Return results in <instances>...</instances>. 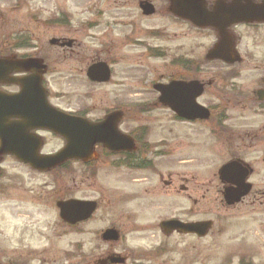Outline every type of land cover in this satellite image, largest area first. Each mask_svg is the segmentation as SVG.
<instances>
[{
  "label": "rangeland",
  "instance_id": "374dc122",
  "mask_svg": "<svg viewBox=\"0 0 264 264\" xmlns=\"http://www.w3.org/2000/svg\"><path fill=\"white\" fill-rule=\"evenodd\" d=\"M153 1L159 14L150 18L141 16L137 0H25V10L14 12L9 31L15 38L25 33L30 48L25 54L38 51L52 68L46 87L53 105L85 113L93 121L121 110L120 130L140 137L145 128L152 144L137 156L133 168L112 172L100 160L91 174L87 167L67 165L55 195L49 175L3 165L11 180L8 193H13L0 194L1 263L101 264L119 255L125 264H264V209L247 207L248 201L234 208L221 202L218 170L226 155H218L225 149L213 135L217 110L225 106L234 116L232 96L251 93L261 72L250 71L254 58L239 68L204 62L214 42L212 33L169 18L164 1ZM239 32L245 57L250 33L246 28ZM52 38L73 40L74 47L54 49L48 43ZM99 60L111 68L106 84L85 77L87 66ZM187 61L199 65L193 79L211 82L197 100L215 111L207 122L180 123L156 102L152 85L179 75ZM233 70L239 72L238 80H230L227 73ZM161 140L168 141L160 145ZM50 144L44 152L57 148L58 142ZM144 147L142 141L140 149ZM148 162L152 169L143 166ZM257 168L262 174L253 179L254 185L264 188V163ZM25 178L28 184H44L43 204L33 200L29 188L25 191ZM61 198L95 201L97 211L69 228L54 205ZM172 218L211 221L213 227L204 238L167 237L158 224ZM110 228L119 233V241L101 240Z\"/></svg>",
  "mask_w": 264,
  "mask_h": 264
},
{
  "label": "flooded vegetation",
  "instance_id": "af4514ba",
  "mask_svg": "<svg viewBox=\"0 0 264 264\" xmlns=\"http://www.w3.org/2000/svg\"><path fill=\"white\" fill-rule=\"evenodd\" d=\"M165 5V12L168 17L174 19L178 22H182L185 25H189L188 22H184L183 19L175 17L170 12L171 3L167 0H163ZM142 2H147L151 4L155 9V14L152 16H142L144 18L155 17L159 14L158 7L153 0H137L136 7H138ZM205 2V11L210 13L213 11L215 4H218L221 7L225 8V12L231 11L234 0H204ZM243 9L249 11L250 21L247 23H237L226 28V31L232 38L233 52L236 58H239V62H234L233 64H227L223 61L217 60L215 62L222 64L226 67H235L239 68L243 64L249 65V59H252L251 72L257 73L261 72V75L257 78L255 82L256 87L251 90V93L248 94H237L232 96L231 100H234V106L236 113L234 116H229L226 112L225 106L219 111V117L217 118V125L214 127L213 132L218 139V142L222 145V148L225 149L223 152L218 153V155H226L224 164L220 166L219 172L224 165H231L232 171L229 175L230 184L222 182L219 179L222 189L220 192L221 202L224 204V193L227 189H231L233 194H237L240 187L243 188L247 185L249 191L240 198L239 202L232 205L226 206L228 208H234L248 201L249 205L247 207L261 208L264 209V188L261 186L257 187L254 185V178L262 174L258 170L257 166L264 163V0H242ZM21 9L25 10V0H0V119L2 123L0 125V148L1 145L5 144L6 149L22 148L25 150V154L35 155H53L59 152L64 146V140L53 134L51 131L44 130L40 128V124L33 122V127L29 130L15 126V124H25V121L19 117H14V95L18 94L21 91V87L18 84L19 81H25V78L29 77L32 73L25 72V59L28 58H41L47 69L43 70L42 76V87L45 88L46 77L51 73V66L45 61V57L40 56L38 51L32 53V55H25V33L22 34L18 39L15 38V35L9 31L11 28V21H13L14 12L20 11ZM141 13V12H140ZM234 17L230 13L225 14V20H233ZM246 28L250 33V42L248 43L246 49V56L244 57L242 48H241V36L239 30ZM202 31H207L212 33L214 37L213 46L218 44L219 36L217 31L213 29H206ZM239 33V35H238ZM252 37V38H251ZM21 40V42H20ZM212 46V47H213ZM262 48V53L258 52L257 56L254 54L257 49ZM38 49V48H35ZM54 49H62L60 46L54 47ZM243 54V56L241 55ZM20 60L21 65L15 66L14 61ZM205 62V61H204ZM194 65L195 62H192ZM190 62H186L181 67L183 70L187 71V67ZM22 68L23 70H19ZM199 69V65H197ZM234 68V69H235ZM231 69V68H230ZM231 74L230 80H238L239 72L227 73ZM202 82V81H201ZM204 83V82H203ZM25 84V82H24ZM205 86L210 85V83H204ZM206 88V87H205ZM46 89V88H45ZM48 100L49 94L47 92ZM53 107L57 106L51 104ZM70 112L71 115L75 117H80L92 122L88 119L87 115L79 112ZM211 112V111H210ZM21 113V112H19ZM215 113V111H214ZM6 117V119H4ZM146 129L142 128L140 132V137H133L135 140L136 150L132 153H112L101 145L93 146L89 152V157H92V161L84 164L82 161H71L67 162L68 164H77L87 167L88 173H95V164L97 161L107 162L108 167L112 172L124 168L128 157H131L134 161L137 160V156L142 155L145 150H148L151 147L152 143L148 141V132ZM122 131V130H121ZM125 133L124 131H122ZM57 141V148L54 150L44 152V149L47 146H50V142ZM144 142V151L141 150V142ZM148 141V142H147ZM168 140H161L160 145H165ZM110 159L112 161L108 162ZM6 163L14 164V167H17L23 171L31 173L33 175H38L43 177L44 175H49L53 181V195L56 194V182L60 179L61 176V167L54 168L49 172H41L33 169L28 163H22L19 161L14 153L0 155V194L7 195L9 185V178L5 173L3 165ZM144 167L152 169V163L148 162L144 164ZM221 177V173H220ZM25 191L29 188V193L33 195V200L39 204H43V189L44 184L38 183L37 185L28 184L27 179L25 178ZM230 187V188H229ZM237 192V193H234ZM13 192L8 193L11 194ZM190 197V195H188ZM61 200V199H59ZM64 200V199H62ZM175 234V233H173ZM178 235V234H177ZM110 256L101 262V264L110 263ZM10 261V262H9ZM8 261V264H17V262ZM29 262H25L27 264ZM0 264H5L1 263ZM7 264V263H6ZM23 264V263H22Z\"/></svg>",
  "mask_w": 264,
  "mask_h": 264
},
{
  "label": "water",
  "instance_id": "95a60500",
  "mask_svg": "<svg viewBox=\"0 0 264 264\" xmlns=\"http://www.w3.org/2000/svg\"><path fill=\"white\" fill-rule=\"evenodd\" d=\"M171 3L170 12L183 20L190 22L193 26L204 29L210 28L217 31L219 42L207 54L206 60H221L232 64L239 61L235 57L232 46V38L226 31V28L237 24L247 23L249 11L243 9L242 0H234L231 11L225 12V8L215 4L213 11H205L204 0H167ZM144 15L152 14L153 8L145 3L141 5ZM230 13L234 19L225 20V14ZM56 41H50L55 44ZM72 42H67L70 47ZM15 66L21 65L20 61H14ZM40 60H25V72L32 74L25 78V81H19L21 92L13 97L14 117H19L25 121V124H15V126L24 128L25 131L34 128L33 122L40 124V128L48 129L65 139V147L54 156H33L25 154L22 148L11 150L6 149L5 144L0 148V155L14 153L18 160L28 163L32 168L39 171H48L65 161L75 159L87 161L89 152L96 144H101L113 152L127 151L134 149L133 141L117 130L118 123L122 114L115 112L108 114L99 123H88L87 121L75 118L63 113L55 112L46 102L45 93L40 88L41 77L45 67L41 66ZM19 70H23L20 68ZM87 77L94 82H107L110 77L109 69L104 63L91 65L86 72ZM25 82V84H24ZM153 89L159 93L158 103L169 108L177 117L185 121H204L209 118L207 109L199 106L196 100L203 93V85L197 81H172L168 85L157 84ZM21 112V113H19ZM6 119V117L4 118ZM2 119H0V125ZM2 126V125H1ZM232 166L227 165L222 169L221 179L230 184V173ZM239 191L233 194L231 189L225 192V201L228 205L239 202L249 187L241 186ZM59 209L60 218L68 224L74 225L87 220L95 211L96 204L89 201L68 200L56 203ZM211 222L182 223L180 221H166L160 224V228L165 234L176 231L181 234H195L198 237H204L211 228ZM102 239L106 242L117 241L118 234L113 229H108L102 234ZM112 263H122L124 260L111 258Z\"/></svg>",
  "mask_w": 264,
  "mask_h": 264
},
{
  "label": "trees",
  "instance_id": "16d2710c",
  "mask_svg": "<svg viewBox=\"0 0 264 264\" xmlns=\"http://www.w3.org/2000/svg\"><path fill=\"white\" fill-rule=\"evenodd\" d=\"M187 67V70H189L188 72H191V73H193V74H190V73H188L187 71H186V74H190V75H194L195 74V70H192V69H194V67H192L191 65H189V66H186ZM180 78H182V77H180Z\"/></svg>",
  "mask_w": 264,
  "mask_h": 264
}]
</instances>
